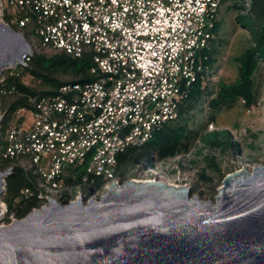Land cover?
<instances>
[{
    "label": "built area",
    "instance_id": "built-area-1",
    "mask_svg": "<svg viewBox=\"0 0 264 264\" xmlns=\"http://www.w3.org/2000/svg\"><path fill=\"white\" fill-rule=\"evenodd\" d=\"M0 1V22L27 40L32 31L39 39L38 46L28 40L33 55L49 50L76 59L90 56L96 78L35 97L31 109L10 115L0 160L18 162L1 172L33 170V187L22 190L19 202L34 206L17 218L1 202L0 218L9 215L8 226L52 200L62 206L80 199L85 205L100 202L119 184V157L178 120L188 89L203 73L226 0ZM251 8L246 1L241 14L249 15ZM32 56L24 58L26 66ZM22 66L6 72L15 76ZM208 131H214L212 125ZM97 178L104 180L100 188L93 187Z\"/></svg>",
    "mask_w": 264,
    "mask_h": 264
},
{
    "label": "water",
    "instance_id": "water-1",
    "mask_svg": "<svg viewBox=\"0 0 264 264\" xmlns=\"http://www.w3.org/2000/svg\"><path fill=\"white\" fill-rule=\"evenodd\" d=\"M33 53L0 22V75ZM13 172L0 171V214ZM49 202L0 226V264H264V166L230 173L215 204L187 187L135 181L88 205Z\"/></svg>",
    "mask_w": 264,
    "mask_h": 264
},
{
    "label": "rangeland",
    "instance_id": "rangeland-1",
    "mask_svg": "<svg viewBox=\"0 0 264 264\" xmlns=\"http://www.w3.org/2000/svg\"><path fill=\"white\" fill-rule=\"evenodd\" d=\"M233 5L234 1L229 0L219 11L222 26L215 45V61L207 70L206 80L211 94L206 95L186 117L192 134L183 140L182 147L175 156L165 160L154 156L149 163L131 167L125 174L118 176L119 184L128 181L163 182L175 187H187L199 200L215 204L218 190L230 173L244 169L251 171L255 167L264 166V62L259 59L258 70L252 77L255 99L251 107H248L242 98L231 106L224 105L219 109H213L209 105L220 90L239 83L241 64L238 59L252 46L250 32L237 22L239 13ZM30 40L34 46L40 43L35 35H32ZM36 53L48 57L55 54L49 50ZM6 70L8 68L0 75V90L1 82L8 76ZM58 79L70 80L62 75H59ZM21 81L36 92L49 90L47 85L29 74H24ZM7 97L4 112L0 99V118L6 117L9 106L19 98L14 93H9ZM184 123L185 120L181 121L182 125ZM209 125L213 126L214 131H229L233 140L240 145L239 150L223 153L217 149L204 148L200 138L206 126L209 129ZM2 126L3 124L0 126V135ZM211 159H215L214 164L220 167L221 172L216 171ZM7 223L2 216L0 226Z\"/></svg>",
    "mask_w": 264,
    "mask_h": 264
},
{
    "label": "trees",
    "instance_id": "trees-1",
    "mask_svg": "<svg viewBox=\"0 0 264 264\" xmlns=\"http://www.w3.org/2000/svg\"><path fill=\"white\" fill-rule=\"evenodd\" d=\"M227 1L229 0H226L224 3ZM233 1V6L239 13L236 18L237 22L250 32L252 46L238 59V62L241 64L239 83L236 86L220 90L215 98L209 102L210 107L213 109H219L224 105L231 106L241 98L248 107H251L255 99L253 90L254 81L252 77L258 70L259 59L264 62V0ZM246 1H249L252 6L249 15L240 13L244 10ZM8 10L7 8L5 13L6 20L10 19ZM221 26V22L218 21L214 31L215 38L211 41L209 49L206 52L207 59L203 63V73L198 81L188 89L187 97L180 105L178 120L165 124L159 132L155 133L154 138L143 146L128 148L126 153L119 157L116 167L117 176L125 174L131 167L143 164L144 162L149 163L154 156L159 160H165L175 156L180 151L183 140L188 139V136L192 134V131L189 130L186 117L195 110L197 104L200 103L206 95L211 94L208 84L206 83L208 76L206 69L215 61V45L216 42H218ZM31 35H34L33 31ZM28 40L31 42L29 38ZM91 67L92 58L87 55L82 59H76L64 52H55L51 57L35 53L31 57L29 65L20 67L17 75H8L5 83L1 85V91L4 90L7 92V94H1L0 96L3 112L6 109L7 95L9 93H14L18 95L19 98L9 106L8 114L1 127L0 146L5 148L7 145L6 133L9 128L11 114L20 108L31 109V99L40 96L55 95L67 84H84L95 81L96 78L90 73ZM24 74H29L33 78L40 80L49 87V90L36 92L24 85L21 81ZM59 75L69 77L70 80L62 81L58 79ZM13 89L15 90L13 91ZM183 120H185V123L182 125L181 121ZM207 127L208 126L203 130L204 132L200 138L204 148L217 149L223 153L239 150L240 145L233 140L229 131L215 130L210 132ZM17 162L18 160H0V171L7 169ZM211 162L214 164L215 159H211ZM214 166L217 172H221L218 165L214 164ZM13 171V174L6 182V191L2 201L6 204L9 215L15 214L17 218H22L29 213L34 206L33 202H19L22 190L33 187V170L17 167ZM79 174H82V172ZM103 184L104 180L102 178H97L93 183V187L100 188ZM9 215L5 218V222H8Z\"/></svg>",
    "mask_w": 264,
    "mask_h": 264
}]
</instances>
